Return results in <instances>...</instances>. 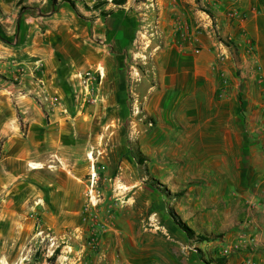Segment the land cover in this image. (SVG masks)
I'll use <instances>...</instances> for the list:
<instances>
[{"label": "rangeland", "instance_id": "374dc122", "mask_svg": "<svg viewBox=\"0 0 264 264\" xmlns=\"http://www.w3.org/2000/svg\"><path fill=\"white\" fill-rule=\"evenodd\" d=\"M57 1L42 5L43 0H0V40L12 45L16 37L10 34L14 24L10 31L3 19L37 14L38 8L48 13L67 6L81 23L94 24L100 15L109 13L100 12L108 4L128 7V13L144 19L139 22V42L128 63L134 90L128 102L130 118L126 129H69L67 135L64 130L63 137H68L64 142L27 151L23 177L13 184L7 180L11 187L6 192L21 198L23 213L11 215L9 225L0 222V264H110L137 246L143 248L141 242L163 249L164 239L198 264H226L239 253L247 255L242 264H264V129H255L260 132L256 141L261 143L262 171L252 176L255 180L243 191L241 149L236 152L232 145L226 149L216 145L208 152V163L198 169L190 159L177 154L174 135L154 129V116L140 94V84H151L157 78L159 52L168 44L185 43V47L193 43L199 50V38L206 37L216 45L218 62L230 61L231 52L234 55L237 49L231 31L238 29L241 37L249 40L242 36L243 25L254 13H264V0L261 7L251 0H241V6L234 0ZM178 26L179 32L175 31ZM174 33L180 34L182 43L174 39ZM36 69L35 79L44 90L37 93L39 99L62 105L60 95L49 94L44 88L41 62L36 63ZM79 71L73 100L82 118L88 109L96 110L92 105L97 102L104 76L92 67ZM240 71L236 78H241ZM25 73L18 66L12 77L1 72L0 81L17 84ZM220 78L223 83L226 79L227 86V74L221 73ZM222 130L225 134L226 129ZM22 131L28 133V129ZM55 136L60 138V133ZM233 137L230 133V140ZM247 139L255 137L247 134ZM222 158L225 164L220 165ZM167 169L180 179L185 175L187 180L161 181ZM255 234L259 239L256 243ZM240 235L249 237L251 244L237 241Z\"/></svg>", "mask_w": 264, "mask_h": 264}, {"label": "crops", "instance_id": "0c3cea01", "mask_svg": "<svg viewBox=\"0 0 264 264\" xmlns=\"http://www.w3.org/2000/svg\"><path fill=\"white\" fill-rule=\"evenodd\" d=\"M234 1L241 6V0ZM261 1L251 0L250 3L261 7ZM47 2L43 0L42 5ZM37 10V14L30 12L21 19L15 15L13 20H2L10 31L14 26L10 34L16 37L12 45L0 40V73L12 77L18 66L26 72L17 84L0 81V222L4 220L3 224L11 215L23 213L19 204L21 198H16L15 194L10 196L11 191L6 192V188L23 177L27 151L64 142L68 139L63 137L64 130L67 135L69 129H126L130 118L128 102L134 94L128 63L139 42L137 33L142 25L139 22L144 19L128 13V7L116 4H108L106 9L100 10L109 13L100 15L93 25L81 23L67 6L48 13ZM243 28L242 36L249 40L242 38L238 29L231 31L230 38H235L237 43V54L234 56L231 52V60L223 64L217 60L216 45L206 37L199 38V50L193 43L185 47V43L168 44L159 52L157 78L151 84H140V94L154 116V129L174 135L173 142L179 147L177 154L190 159L198 169L208 163V152L216 145L220 149L232 145L236 152L241 149V189L244 191L255 180L252 176L262 171L259 161L262 148L256 140L260 134L257 130L264 129V13H254ZM175 31L179 32V26ZM174 34L177 36L174 39L182 43L180 34ZM37 62L43 65L44 88L49 94L60 95L62 105H52L37 96L44 91L35 79ZM91 67L101 71L104 78L97 102L92 105L96 110L88 109L84 114L82 110L80 118L81 112L77 111V102L73 100L78 86L76 75L79 70ZM238 69H241V78L235 76ZM221 73L227 74V86H224L226 79L223 83L220 78ZM22 129H28V133ZM54 129L60 131L55 133ZM222 129H226L225 134ZM58 133L60 138H55ZM216 133L219 135L214 136ZM230 133L234 135L232 140ZM247 134L255 139L247 141ZM223 164L222 158L220 165ZM165 173L160 177L163 182L174 178L187 180L185 175L180 179L169 169ZM190 177L193 179L194 175ZM7 180L13 182L10 184ZM183 211L180 209L181 213ZM240 236L241 240L237 237V241L251 244L249 237ZM253 240L259 241L258 235ZM163 242L165 248L158 250L141 242L143 248L137 246L138 249L129 251L122 260L110 264H198L194 257L182 256L170 240ZM246 256L235 254L226 264H242ZM4 258L8 261V257Z\"/></svg>", "mask_w": 264, "mask_h": 264}, {"label": "built area", "instance_id": "2783aa9c", "mask_svg": "<svg viewBox=\"0 0 264 264\" xmlns=\"http://www.w3.org/2000/svg\"><path fill=\"white\" fill-rule=\"evenodd\" d=\"M84 75H85V74H84ZM88 76H90V74H88ZM84 79H85V78H84ZM84 79H83V80H84ZM235 248H236V249H239V245H236ZM226 253L229 254L230 251H226Z\"/></svg>", "mask_w": 264, "mask_h": 264}, {"label": "bare ground", "instance_id": "6f19581e", "mask_svg": "<svg viewBox=\"0 0 264 264\" xmlns=\"http://www.w3.org/2000/svg\"><path fill=\"white\" fill-rule=\"evenodd\" d=\"M90 157H92V158H93V156H92V155H90ZM31 166H32L33 168H38L36 164H32Z\"/></svg>", "mask_w": 264, "mask_h": 264}, {"label": "trees", "instance_id": "16d2710c", "mask_svg": "<svg viewBox=\"0 0 264 264\" xmlns=\"http://www.w3.org/2000/svg\"><path fill=\"white\" fill-rule=\"evenodd\" d=\"M52 2L56 4L58 1H57V0H52ZM223 262H224V261H223Z\"/></svg>", "mask_w": 264, "mask_h": 264}]
</instances>
